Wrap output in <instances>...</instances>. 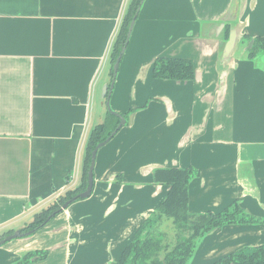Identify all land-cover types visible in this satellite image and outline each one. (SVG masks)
<instances>
[{
	"label": "crops",
	"instance_id": "crops-1",
	"mask_svg": "<svg viewBox=\"0 0 264 264\" xmlns=\"http://www.w3.org/2000/svg\"><path fill=\"white\" fill-rule=\"evenodd\" d=\"M130 1L0 0V239L80 185ZM263 35L264 0H144L110 95L127 124L98 150L90 197L1 246L0 264L29 251L48 252L31 264H112L166 196L160 168L198 171L193 214L237 201L263 219L264 51L248 52ZM158 57L191 60L194 78L155 79ZM262 244L264 224L223 226L190 264Z\"/></svg>",
	"mask_w": 264,
	"mask_h": 264
},
{
	"label": "trees",
	"instance_id": "trees-1",
	"mask_svg": "<svg viewBox=\"0 0 264 264\" xmlns=\"http://www.w3.org/2000/svg\"><path fill=\"white\" fill-rule=\"evenodd\" d=\"M141 1L131 0L128 4L110 52V78L113 74L112 67L125 44L128 25ZM227 36L228 33L226 39ZM253 40V45L248 51L250 59H254L264 51V35L257 36ZM152 74L155 79L160 80L191 81L194 78V67L189 59L158 57L153 63ZM129 112L121 114L125 119L123 126L127 124ZM119 122V117L107 112L104 121L92 129L85 148L80 185L67 190L47 207L36 213L32 220L25 223L20 229L22 233L32 231L33 235L44 228L53 218L63 212L59 210L65 202L70 201L86 189L91 151L116 129ZM198 175V171L191 167L154 170L152 174L154 182L167 186L169 188L168 192L155 211L142 223L124 246L119 259L112 264H188L194 256L198 243L212 230L229 225L264 224V218L249 214L237 201H233L217 213L207 211L193 214L189 212V184ZM77 201H80V199L74 202ZM52 213H55V215L49 221H46ZM164 219L172 220L176 229L172 245L164 242L165 235L163 233L154 231V227ZM12 233L13 231H9L2 238ZM47 255V251H29L12 264H31L46 259ZM230 263L264 264V244L255 247H243L210 264Z\"/></svg>",
	"mask_w": 264,
	"mask_h": 264
},
{
	"label": "water",
	"instance_id": "water-1",
	"mask_svg": "<svg viewBox=\"0 0 264 264\" xmlns=\"http://www.w3.org/2000/svg\"><path fill=\"white\" fill-rule=\"evenodd\" d=\"M143 1L144 0H142L140 2L139 7L137 8L134 16L132 17V19H131V21H130V23L128 25L125 44H124L123 48L121 49V51H120V53H119L114 65L112 67V73L113 74H112L111 80H110L109 84L105 86L104 92H103V96L105 98V106L107 108V112L119 117L120 122H119L118 126L116 127V129L104 141L98 143L94 147V149L91 151L90 163H89L88 170H87V186H86V189L84 191H82L81 193H78L70 201L65 202L62 205V207L60 208L59 211H64L65 209H67L69 207L70 204H72V202H74L77 199L84 200V199H87V198L90 197V195L92 193V190H93V185H94V166H95V160H96L97 152H98L99 149H101L103 146H105L114 137V135L123 127V125L125 123V119L121 116V114L116 113V112L111 110V108H110V95H111V92H112L113 87H114V83H115L116 75H117L118 68H119V65H120V61H121V59L123 57V54H124V52L126 50V47H127L128 43H129V39H130L131 32H132V29H133V26H134V22L136 20V17H137V15L139 13V10H140V7H141ZM233 42H234V35H233V33H231L230 37H229V39L227 41V47H230ZM253 42H254V40H251L249 42L248 48L252 47ZM54 215H55V213H52L46 219V221H49L50 218L53 217ZM30 235H32V231H28V232L22 233L20 230H16L12 234H8V235H6V236H4L3 238L0 239V247L5 245L6 243L12 241V240L20 239V238H22L24 236H30ZM32 260H34V259H32ZM230 264H234V263H230Z\"/></svg>",
	"mask_w": 264,
	"mask_h": 264
},
{
	"label": "rangeland",
	"instance_id": "rangeland-1",
	"mask_svg": "<svg viewBox=\"0 0 264 264\" xmlns=\"http://www.w3.org/2000/svg\"><path fill=\"white\" fill-rule=\"evenodd\" d=\"M104 119H103V121H104ZM154 231L155 232H161V233H163L165 235V237H164V242L165 243H168L169 245L173 244L174 238H175V234H176V229H175V227H174V225L172 223V220H166V219L162 220L157 226L154 227ZM188 264H190V262Z\"/></svg>",
	"mask_w": 264,
	"mask_h": 264
}]
</instances>
